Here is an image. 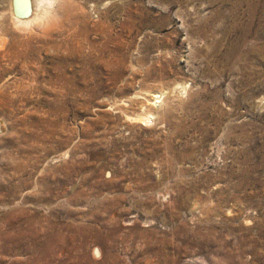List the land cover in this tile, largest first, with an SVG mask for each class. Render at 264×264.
<instances>
[{"label": "rangeland", "instance_id": "374dc122", "mask_svg": "<svg viewBox=\"0 0 264 264\" xmlns=\"http://www.w3.org/2000/svg\"><path fill=\"white\" fill-rule=\"evenodd\" d=\"M54 11L0 0V264H264V0Z\"/></svg>", "mask_w": 264, "mask_h": 264}, {"label": "bare ground", "instance_id": "6f19581e", "mask_svg": "<svg viewBox=\"0 0 264 264\" xmlns=\"http://www.w3.org/2000/svg\"><path fill=\"white\" fill-rule=\"evenodd\" d=\"M58 0H9L10 20L16 29L20 31H34L39 30L49 33L50 18L55 9V4ZM64 1V0H63ZM70 2V1H69ZM62 4V3H61ZM77 4V3H76ZM66 5V4H65ZM72 6V5H71ZM82 7V6H81ZM67 9V8H66ZM78 9V6H77ZM79 10V9H78ZM77 10V11H78ZM82 10V9H81ZM80 11V10H79ZM55 12V11H54ZM57 14V13H56ZM68 14V13H67ZM74 15V14H73ZM55 16V14L53 15ZM57 17V16H56ZM55 17V18H56ZM59 17V16H58ZM68 18V17H67ZM66 18V19H67ZM70 18V17H69ZM54 18H52L53 20ZM62 19V18H61ZM57 20V19H56ZM4 24V23H3ZM64 24V23H63ZM4 26V25H3ZM54 27V26H53ZM63 27V26H62ZM60 29V28H59ZM68 29V28H67ZM30 32V33H31ZM38 33V31H36ZM68 32V31H67ZM2 33V32H1ZM5 33V31H4ZM36 33V34H37ZM10 34V33H9ZM33 34V33H32ZM40 34V33H39ZM38 34V35H39ZM44 35V33H42ZM2 35L0 34V37ZM26 36V35H25ZM63 36V35H62ZM4 37V34H3ZM1 37V38H3ZM59 37V36H58ZM70 37V36H69ZM0 38V47L5 46L6 41ZM6 38V37H5ZM29 38V37H28ZM66 38V37H65ZM61 39V38H60ZM7 40V39H6ZM50 44V43H49ZM61 44V43H60ZM61 46V45H59ZM3 48V47H2ZM183 83H181L182 85ZM186 85V84H185ZM183 86V85H182ZM184 88V87H182ZM186 89V88H185ZM159 92V91H158ZM163 93V92H160ZM160 93H153L155 103L157 104L160 98ZM164 95V94H163ZM163 97V96H162ZM160 105V104H159ZM139 114H137L138 116ZM153 114H150V116ZM142 117V116H141ZM147 117V116H146ZM149 117V116H148ZM137 118V117H136ZM144 118V117H143ZM139 119V118H138ZM145 119V118H144ZM149 118H147L148 120ZM152 119V118H150ZM142 120V119H141ZM146 122V121H145ZM95 250V249H94ZM96 251V250H95ZM99 253V251H98Z\"/></svg>", "mask_w": 264, "mask_h": 264}, {"label": "water", "instance_id": "95a60500", "mask_svg": "<svg viewBox=\"0 0 264 264\" xmlns=\"http://www.w3.org/2000/svg\"><path fill=\"white\" fill-rule=\"evenodd\" d=\"M182 264H192V263L185 262V263H182Z\"/></svg>", "mask_w": 264, "mask_h": 264}]
</instances>
